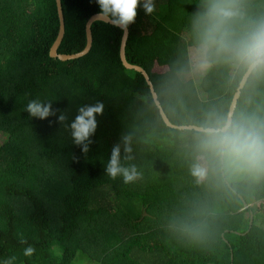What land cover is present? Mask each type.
I'll list each match as a JSON object with an SVG mask.
<instances>
[{
    "label": "trees",
    "instance_id": "1",
    "mask_svg": "<svg viewBox=\"0 0 264 264\" xmlns=\"http://www.w3.org/2000/svg\"><path fill=\"white\" fill-rule=\"evenodd\" d=\"M249 3L253 12H264V0ZM199 4L155 0V11L145 16L138 8L128 29L127 62L148 74L163 112L178 126L198 121L209 108H229L239 86L224 67L212 69L198 86L182 79ZM61 5L65 34L58 53L74 55L84 49L86 23L98 8L94 0ZM58 31L55 0H0V260L264 264V181L197 184L189 171L190 131L167 127L142 74L123 67V31L95 22L90 52L66 62L50 57ZM34 99L51 102L57 115L64 112L66 124L79 107L102 101L89 152L73 144L55 116L30 119L25 109ZM256 102L264 103V81L243 88L237 105ZM117 143L121 162L141 173L134 183L105 174ZM29 245L36 251L26 258Z\"/></svg>",
    "mask_w": 264,
    "mask_h": 264
},
{
    "label": "clouds",
    "instance_id": "2",
    "mask_svg": "<svg viewBox=\"0 0 264 264\" xmlns=\"http://www.w3.org/2000/svg\"><path fill=\"white\" fill-rule=\"evenodd\" d=\"M94 3L98 19L124 32L135 23L138 8L145 16L155 11V0H94ZM190 35L183 74L203 78L212 69L224 67L242 88H254L264 81V12H253L249 0H200ZM246 103L253 104L251 96ZM104 109L102 101L83 105L68 124L67 115L64 112L57 115L59 110L54 111L51 102L31 100L25 112L30 119L41 121L55 116L57 123L66 126L73 144L87 154ZM189 131V171L197 184L213 179L218 185L264 181V103L209 108L201 119L189 125ZM122 143L124 152L130 153L128 139L123 138ZM104 171L113 180L122 178L125 184L141 178L135 165L125 166L121 162V143L112 147ZM35 251L29 245L23 255L30 258ZM15 260L12 256L0 260V264H15Z\"/></svg>",
    "mask_w": 264,
    "mask_h": 264
},
{
    "label": "water",
    "instance_id": "3",
    "mask_svg": "<svg viewBox=\"0 0 264 264\" xmlns=\"http://www.w3.org/2000/svg\"><path fill=\"white\" fill-rule=\"evenodd\" d=\"M55 1H56V7H57V14H58V18H59V31H58L57 38H56L54 44L52 45V47L50 49V57L53 59H58L61 62L80 59V58L84 57L85 55H87L92 48V44H93V37H92V31H91L92 25L95 22H103V23H106V22L98 19L96 17V15H93L86 23V27H85L86 45H85L84 49L81 52L74 54V55L59 54L58 48L61 45V42H62L64 34H65V24H64V16H63V11H62L61 0H55ZM106 24H108V23H106ZM128 36H129V30H127L126 32L123 31V35H122L121 43H120V51H119L120 61L123 65V67L126 70L135 71V72L142 74V76L144 77V79H145V81H146V83L150 89L153 101L160 111L161 118L167 127L172 128V129H176V130H180V131H184V130L189 131V125L188 126H178V125L172 124L169 121V119L167 118L166 114L163 112V110L160 106V102L158 101L157 94L154 90V87L150 81L148 74L141 67L136 66V65H132V64L127 62L126 54H125V48H126ZM242 89L243 88L239 84L238 89H237V91H236V93H235V95L231 101L230 107L237 106ZM243 204L247 208L246 203L244 201H243ZM252 224H253V214L250 213V223H249L250 228H251Z\"/></svg>",
    "mask_w": 264,
    "mask_h": 264
},
{
    "label": "rangeland",
    "instance_id": "4",
    "mask_svg": "<svg viewBox=\"0 0 264 264\" xmlns=\"http://www.w3.org/2000/svg\"><path fill=\"white\" fill-rule=\"evenodd\" d=\"M165 71H166L165 68H160V67H155L154 68V72H157V73H163ZM182 79L184 81L192 80L198 86L200 84V81H201L202 78H199V77H190V76L184 75L182 77ZM201 95H202V93H201ZM202 97H203V95H202ZM4 140H5L4 135L2 133H0V145L4 142ZM253 206H254V204L250 205V207H253ZM260 214L262 216V220L261 221L264 224V201L262 202V205L260 206ZM249 223H250V219H249ZM76 263L77 264H80L79 261H76ZM84 264H96V263L93 260H84Z\"/></svg>",
    "mask_w": 264,
    "mask_h": 264
}]
</instances>
